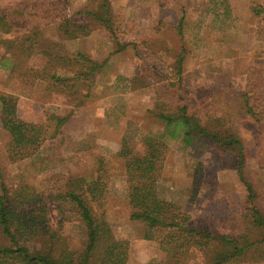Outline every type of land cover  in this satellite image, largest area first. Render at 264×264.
<instances>
[{
  "label": "rangeland",
  "instance_id": "rangeland-1",
  "mask_svg": "<svg viewBox=\"0 0 264 264\" xmlns=\"http://www.w3.org/2000/svg\"><path fill=\"white\" fill-rule=\"evenodd\" d=\"M59 1L73 15L93 8L97 0ZM19 2L28 4V0H0V11ZM111 6L124 42L137 47L117 51L103 26L81 16L80 22L89 23L91 32L54 49L66 55L80 51L102 63L93 81L77 86L79 94H66L49 81L28 86L21 77L10 75L11 61L0 64V93L17 98L21 119L43 124L66 116L62 135L17 161L9 157L11 136L0 121V193L28 185L43 195L51 181H61L62 175L98 179L105 173L106 217L116 238L130 243L127 264H164L166 255L159 243L144 238V225L130 218L125 166L116 153L126 139L136 153L143 154L146 138L164 131L158 113H175L185 105L201 125L230 131L241 140L243 176L257 197L253 203L248 200L246 185L234 167V153L197 135L191 143L169 140L160 196L187 211L195 227L261 238L264 230L251 231L246 207L254 205L264 214V0H111ZM256 8L262 11L256 13ZM182 14L183 40L176 32ZM29 18L23 31L41 30L42 42L62 40L58 34L46 36L54 31L53 24ZM182 46L186 56L179 76L174 66ZM4 49L2 44L0 51ZM21 65L23 72L25 64ZM195 174L200 187L193 197ZM44 203L51 210V226L56 227L59 216L54 203L48 199ZM61 233L69 248H85L87 233L80 222H65ZM7 243L0 228V245ZM212 246L219 247L216 242ZM258 246L231 264H264V246Z\"/></svg>",
  "mask_w": 264,
  "mask_h": 264
},
{
  "label": "trees",
  "instance_id": "trees-1",
  "mask_svg": "<svg viewBox=\"0 0 264 264\" xmlns=\"http://www.w3.org/2000/svg\"><path fill=\"white\" fill-rule=\"evenodd\" d=\"M23 3V1H22ZM93 8L76 10L69 15L59 0H28V4H12L0 11V64L11 61L10 75L21 77L28 86L39 81L54 82L60 85L66 94H79L77 86L88 80L93 81L100 62L83 52L65 54L54 51L62 48L68 40L77 39L91 32L90 24L81 23V16L97 22L110 35V39L119 47L126 49L134 43L124 42L120 25L117 23L111 0H97ZM264 10V9H262ZM261 10V11H262ZM256 8V13L261 12ZM46 20L53 24L54 31L45 33L54 37L58 34L62 40L42 42L41 30L28 34L21 28L29 24L31 17ZM19 18L24 20L21 22ZM184 14L179 19L176 32L183 40ZM22 30V34L18 35ZM186 51L184 46L177 53L174 69L181 75ZM21 63L25 64L22 72ZM250 110L251 102L246 101ZM164 131L160 135L146 138V150L143 154L134 151L124 139L120 156L125 166L127 198L130 205V218L145 227L144 238L156 240L165 253L164 264H231L238 261L251 250L264 246V236L253 239L247 234L231 236L215 234L191 224V215L176 203L160 196L158 185L163 164L166 159L169 140H182L191 143L195 135L207 136L217 146L234 154V167L248 190V200L254 201L257 195L253 187L243 176L245 154L241 140L232 132L210 129L201 125L188 112L187 106H180L178 112L161 111ZM66 116L50 118L48 122L36 124L21 119L17 113V98L0 93V121L9 132L11 142L8 153L10 159L17 161L33 156L42 144L62 135L60 127ZM100 170L104 169V159L100 160ZM3 177L0 165V178ZM105 173L98 179L83 174L62 175L61 181H51L47 193L23 185L16 192L4 189L0 193V228L8 240L0 245V264H127L131 248L127 240L117 239L106 217L105 194L108 189ZM200 179L197 174L191 185L193 197L198 193ZM54 203L59 216L56 227L51 226L50 208L44 200ZM248 220L253 230H264V214L252 205ZM248 213V212H247ZM78 221L86 229L87 244L81 251L69 248L62 235L65 222ZM216 242L217 246H212ZM199 258L198 262L195 259ZM191 261H194L193 263Z\"/></svg>",
  "mask_w": 264,
  "mask_h": 264
}]
</instances>
